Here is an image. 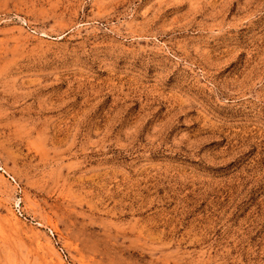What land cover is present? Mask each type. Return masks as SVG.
<instances>
[{
    "label": "rangeland",
    "instance_id": "1",
    "mask_svg": "<svg viewBox=\"0 0 264 264\" xmlns=\"http://www.w3.org/2000/svg\"><path fill=\"white\" fill-rule=\"evenodd\" d=\"M0 264H264V0H0Z\"/></svg>",
    "mask_w": 264,
    "mask_h": 264
}]
</instances>
